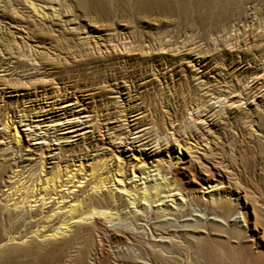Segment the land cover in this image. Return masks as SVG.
Returning a JSON list of instances; mask_svg holds the SVG:
<instances>
[{"label": "rangeland", "instance_id": "1", "mask_svg": "<svg viewBox=\"0 0 264 264\" xmlns=\"http://www.w3.org/2000/svg\"><path fill=\"white\" fill-rule=\"evenodd\" d=\"M0 264H264V0H0Z\"/></svg>", "mask_w": 264, "mask_h": 264}, {"label": "bare ground", "instance_id": "2", "mask_svg": "<svg viewBox=\"0 0 264 264\" xmlns=\"http://www.w3.org/2000/svg\"><path fill=\"white\" fill-rule=\"evenodd\" d=\"M219 102V101H218ZM207 185V189H214L215 187H217L218 184H216V181H207L206 182ZM227 202V201H226ZM17 205V204H16ZM17 207V206H16ZM103 212V211H102ZM96 213V212H95ZM94 215V214H93ZM107 216V215H106ZM236 217V216H235ZM64 225V224H63ZM57 230V229H56ZM58 231V230H57ZM46 235V234H45ZM47 238V237H46ZM11 240V239H10Z\"/></svg>", "mask_w": 264, "mask_h": 264}]
</instances>
